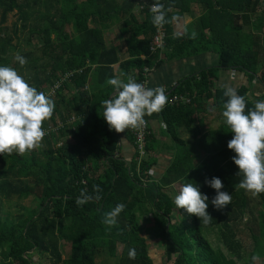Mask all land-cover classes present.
<instances>
[{
    "label": "trees",
    "instance_id": "16d2710c",
    "mask_svg": "<svg viewBox=\"0 0 264 264\" xmlns=\"http://www.w3.org/2000/svg\"><path fill=\"white\" fill-rule=\"evenodd\" d=\"M153 2L0 0V64L26 72L25 78L41 92L64 72L81 69L56 90L52 116L42 123V127L57 121L62 125L43 137L38 148L22 155L15 151L0 155V264H108L110 258L113 264H155L142 232V215L149 225L146 234L162 247L163 264H257L258 258L264 264V256L243 259L240 252L239 225L245 218L248 226L253 217L246 218L247 191L239 187L242 177L236 176L234 153L226 146L232 133L221 115L227 99L223 91L229 87L244 96L245 111L254 108L255 101H264V0H159L168 22L163 24L162 47L150 52L156 27L148 5ZM193 3L198 12L174 32L173 18L190 12ZM10 14L13 20L7 25ZM115 24L126 46L127 56L121 60L117 46L109 45L103 32ZM33 39L37 43L32 44ZM23 43L31 48H23ZM163 50L167 60L209 54L215 61L164 87L168 100L173 94H188L190 100L169 102L159 113L144 117L162 121L170 143L163 144L148 126L140 152L131 128L119 133L108 128L101 101L113 92L106 83L109 77L126 82L130 75L141 83L161 64ZM16 53L25 57V65L15 61ZM224 74L230 85L220 84ZM214 113L218 125L206 129ZM179 127L186 128L191 143L177 136ZM66 136L73 141H61ZM163 150L171 156L155 174L157 155ZM213 176L221 179V190L230 193L229 205L217 210L209 203L208 223H200L183 208L173 215L172 185L197 183L211 199L215 190L203 181ZM94 186L99 187L100 199L78 207L75 199L81 190L91 194ZM30 194L35 200L29 208L2 210L3 200L19 201ZM256 197L264 215V193ZM117 203L125 208L117 223L108 227L102 216ZM212 227L220 239L216 247L206 236ZM255 229L257 241L264 222H257ZM61 239L70 244L66 258ZM117 243L122 245L119 255ZM129 248H135V259L128 258ZM31 252L45 255L49 262H33Z\"/></svg>",
    "mask_w": 264,
    "mask_h": 264
},
{
    "label": "clouds",
    "instance_id": "9594fccd",
    "mask_svg": "<svg viewBox=\"0 0 264 264\" xmlns=\"http://www.w3.org/2000/svg\"><path fill=\"white\" fill-rule=\"evenodd\" d=\"M149 12L151 23L157 29L168 22L166 9L159 0H154ZM179 35L174 33V36ZM14 59L20 66L26 64L25 57L20 54ZM106 83L113 92L101 101L104 106L102 117L108 128L118 133L127 128L140 129L145 124V116L159 113L170 102L163 86L147 87L130 75L126 82L113 75ZM223 96L227 99L223 102L221 115L232 133L226 146L234 153L231 159L237 166L236 176L242 177L239 187L253 196L264 193V101H255L254 108L245 111V98L235 89H224ZM54 106L49 95L38 91L15 68L0 64V155L13 151L22 155L38 148L46 135L42 123L52 116ZM203 183L215 190L211 199L200 191L197 183H183L173 196V204L177 209L183 208L186 213L194 214L200 223H208L211 217L206 210L209 203L222 210L229 205L231 196L221 190L223 184L219 177H206ZM93 198L100 199L98 186H94L91 194L81 190L75 203L79 207ZM124 208L122 203L115 204L103 214L101 222L108 227L115 225ZM135 255V248H129L128 258L135 259Z\"/></svg>",
    "mask_w": 264,
    "mask_h": 264
},
{
    "label": "crops",
    "instance_id": "0c3cea01",
    "mask_svg": "<svg viewBox=\"0 0 264 264\" xmlns=\"http://www.w3.org/2000/svg\"><path fill=\"white\" fill-rule=\"evenodd\" d=\"M197 12H198V7L195 5V3H193L191 5L190 12L184 13L182 16L174 17L172 20L173 31L178 32L179 30H181L185 24H187L194 18ZM103 32L107 43L109 45L112 44L114 46H117V53L119 60L124 59L127 56L126 46L118 32V28L116 24L112 25L108 29H105ZM159 59H161L162 61L161 64L157 67H153V69H151L150 72L147 74L146 79L148 86H163V87L171 86L179 78L188 75L191 72H194L195 69H198V67L204 64L213 63V61H215V56L209 54H203L197 56L196 58L193 57L190 59H182V60H167L165 59L164 50H163L159 52ZM113 67L116 70L117 64H114ZM228 78L225 76V74L223 77L221 76V79L219 80L220 84L222 85L223 83H225L226 85H230L231 80L230 78L229 79ZM231 78L235 79V75ZM217 125H218V119L216 118V114L215 113L211 114L206 122L205 128L210 129V128H214ZM148 126L150 128V131H152L157 137V139H160L163 144L170 143V139L167 138L166 135L163 133L164 123L162 121L149 120ZM176 134L178 137L185 140L186 142L189 143L192 142V138L189 135L186 128L179 127L176 130ZM125 143L126 142H124V146H126ZM170 156H171V152L169 150H163L161 154L157 155L158 162L157 165H155L157 169L153 170L155 174H158L161 171V169H159L160 166L162 167L165 164V161L170 158ZM125 158L129 160L131 156L127 154Z\"/></svg>",
    "mask_w": 264,
    "mask_h": 264
},
{
    "label": "rangeland",
    "instance_id": "374dc122",
    "mask_svg": "<svg viewBox=\"0 0 264 264\" xmlns=\"http://www.w3.org/2000/svg\"><path fill=\"white\" fill-rule=\"evenodd\" d=\"M252 17V16H251ZM253 19V17H252ZM13 20V17L10 15H8L6 24L10 25L11 21ZM117 26V25H116ZM254 31H259V29H253ZM33 43H37L36 39H33ZM23 48L25 49H29L31 48V45L23 43ZM18 54V53H16ZM17 72L19 74H21L22 76L26 77L27 73L26 72H20L19 69H17ZM234 74V73H233ZM232 74V75H233ZM253 83L256 82V80L252 81ZM252 83V84H253ZM69 93H67L68 95ZM211 102V101H209ZM61 141H65V142H72L73 140L71 139V137L66 136L64 138L61 139ZM197 155V154H196ZM173 188L175 189V191H178L179 188H176L175 185ZM247 197H248V201H249V208H250V212L248 213V216H246V218H251L249 219L250 224L248 226L244 225V220L241 222V224L239 225V229L237 231V238L240 241L241 244V254L243 259H247L249 256H251L252 254H255L254 256H264V238L262 237V232H264L263 229H260L259 232L257 233L259 235V238L257 241L254 240V233H256V229L254 230V225L257 224V222H264V215L261 214L262 213V207L261 205L258 203L257 201V197L253 196L250 192H246ZM34 195L30 194L27 198L22 199V200H11L9 202H5L3 200V207L2 210L6 211V210H10L12 212H16L19 211V206H24L25 208H29L30 206H32L34 204ZM178 214L177 208H174L173 211V215ZM149 216V215H148ZM3 216L0 214V222L2 221ZM176 216H173V219H175ZM141 223H142V228H143V234L146 236L147 239V243H149V252L150 255L152 257V260L154 261L155 264H163L162 263V247L159 246V243L157 242V240H154V238L152 237V235L146 234V228L149 226L147 223V220L145 218V215H142L141 217ZM206 236L207 238L210 240V242L212 243L213 246H218V244L220 243V239H219V235L217 232L216 227H212L209 228L208 231H206ZM122 249V245L120 243H117L116 245V255L120 254V251ZM60 250H61V254L63 258L68 257L69 253H70V244L64 240L61 239L60 240ZM260 255V256H259ZM31 256H32V261L36 262V261H41V262H49L48 261V257H46L45 255L39 256L38 254L31 252ZM263 258V257H262ZM114 261L113 259H109L108 264H113ZM263 264L261 259H257V264ZM101 264H105V263H101ZM169 264V263H167Z\"/></svg>",
    "mask_w": 264,
    "mask_h": 264
},
{
    "label": "built area",
    "instance_id": "2783aa9c",
    "mask_svg": "<svg viewBox=\"0 0 264 264\" xmlns=\"http://www.w3.org/2000/svg\"><path fill=\"white\" fill-rule=\"evenodd\" d=\"M152 3H150L148 6L150 7ZM165 32H164V27L163 25L159 29H155V33L152 37L149 50L150 52H155L156 50L160 49L163 45V40H164ZM81 69H73V70H68L62 74V76L53 82L52 85L48 86L45 88L44 93L49 95L50 97H53L56 90L59 88V86L63 83V81L67 80L74 72H80ZM146 73V69H144ZM146 75V74H145ZM142 84H144L147 87H156V86H148L147 84V79L145 78L144 80L141 81ZM190 100V97L188 94H173L169 101L174 104L178 103H188ZM145 120V119H144ZM62 123L60 121H57L56 124H48L47 126L43 127L46 130V135L44 138L48 137L52 131L57 130ZM147 127H148V121L145 120V124L140 128V129H131L132 133L135 136V143L138 144V149L142 150V143H143V138L144 135L147 133Z\"/></svg>",
    "mask_w": 264,
    "mask_h": 264
}]
</instances>
